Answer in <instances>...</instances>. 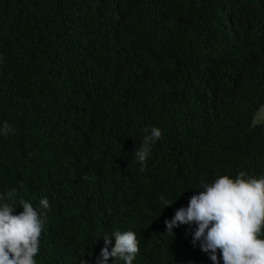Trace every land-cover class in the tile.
Listing matches in <instances>:
<instances>
[{"label": "trees", "instance_id": "trees-1", "mask_svg": "<svg viewBox=\"0 0 264 264\" xmlns=\"http://www.w3.org/2000/svg\"><path fill=\"white\" fill-rule=\"evenodd\" d=\"M0 57V192L49 200L38 264L94 261L117 229L144 239L134 264H213L164 221L264 176V0H0Z\"/></svg>", "mask_w": 264, "mask_h": 264}, {"label": "clouds", "instance_id": "clouds-1", "mask_svg": "<svg viewBox=\"0 0 264 264\" xmlns=\"http://www.w3.org/2000/svg\"><path fill=\"white\" fill-rule=\"evenodd\" d=\"M261 108L264 109V103L257 112ZM146 132L142 145L135 148L141 171L147 166L152 147L162 137L158 127ZM13 133L7 121L0 123V136ZM196 190L187 206L175 210L171 219H165V233L170 235L167 240L175 235L173 228L187 225L185 235L190 231L192 245H198L213 264H220L221 260L223 264H264V176L250 177L244 171L234 178L225 174L210 183H201ZM173 202L165 200L163 206ZM39 204L41 208L37 209L28 201H20L22 211L16 213L15 190L0 192V264H38L41 236L51 210L47 197L40 199ZM113 239L115 244L110 248ZM103 240L104 246L95 260L81 259V264H134L144 239H138L131 229H117L104 234ZM167 240L158 247L172 246ZM110 257L115 260L110 262ZM174 258L177 263L178 257Z\"/></svg>", "mask_w": 264, "mask_h": 264}, {"label": "rangeland", "instance_id": "rangeland-1", "mask_svg": "<svg viewBox=\"0 0 264 264\" xmlns=\"http://www.w3.org/2000/svg\"><path fill=\"white\" fill-rule=\"evenodd\" d=\"M263 117H264V109L261 108V109L257 112V114H256L254 120L257 121V120L262 119Z\"/></svg>", "mask_w": 264, "mask_h": 264}]
</instances>
